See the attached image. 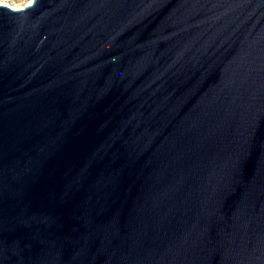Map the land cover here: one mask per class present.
<instances>
[{
	"label": "water",
	"instance_id": "obj_1",
	"mask_svg": "<svg viewBox=\"0 0 264 264\" xmlns=\"http://www.w3.org/2000/svg\"><path fill=\"white\" fill-rule=\"evenodd\" d=\"M0 5V264H264V0Z\"/></svg>",
	"mask_w": 264,
	"mask_h": 264
},
{
	"label": "rangeland",
	"instance_id": "obj_2",
	"mask_svg": "<svg viewBox=\"0 0 264 264\" xmlns=\"http://www.w3.org/2000/svg\"><path fill=\"white\" fill-rule=\"evenodd\" d=\"M27 4V0H0V5H4L13 9L24 8Z\"/></svg>",
	"mask_w": 264,
	"mask_h": 264
},
{
	"label": "bare ground",
	"instance_id": "obj_3",
	"mask_svg": "<svg viewBox=\"0 0 264 264\" xmlns=\"http://www.w3.org/2000/svg\"><path fill=\"white\" fill-rule=\"evenodd\" d=\"M29 3H30V1H28V4H29ZM28 4H27V5H28ZM3 6H4V5H3ZM12 9H13V8H12Z\"/></svg>",
	"mask_w": 264,
	"mask_h": 264
}]
</instances>
